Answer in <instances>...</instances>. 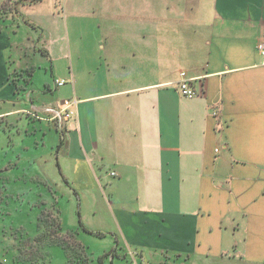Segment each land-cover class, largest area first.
Segmentation results:
<instances>
[{"label":"crops","instance_id":"obj_1","mask_svg":"<svg viewBox=\"0 0 264 264\" xmlns=\"http://www.w3.org/2000/svg\"><path fill=\"white\" fill-rule=\"evenodd\" d=\"M12 1L0 119L79 240L110 238L103 264H264V0Z\"/></svg>","mask_w":264,"mask_h":264},{"label":"rangeland","instance_id":"obj_2","mask_svg":"<svg viewBox=\"0 0 264 264\" xmlns=\"http://www.w3.org/2000/svg\"><path fill=\"white\" fill-rule=\"evenodd\" d=\"M14 4L12 0H0V33H9L8 28H20L6 24L8 18L17 17ZM56 15L61 19L60 31L68 35L65 23L74 15L61 7ZM41 29L46 26L43 24ZM38 65L42 74L48 69L46 73L50 76V62L42 61ZM47 96L52 97L50 93ZM0 111H5V107L0 106ZM28 118L32 117L28 115ZM23 131L26 135L27 131ZM20 137L19 121L10 123L0 119V264H66V255L74 253L71 250H75L77 242L85 248L88 264H99L98 259L109 252L111 239L89 237L88 244L79 240L80 233L66 216L68 211L60 209V202L42 199L46 186L23 180L19 167ZM81 234L86 236L84 232Z\"/></svg>","mask_w":264,"mask_h":264},{"label":"built area","instance_id":"obj_3","mask_svg":"<svg viewBox=\"0 0 264 264\" xmlns=\"http://www.w3.org/2000/svg\"><path fill=\"white\" fill-rule=\"evenodd\" d=\"M260 51L262 53V55H264V44H262L260 46ZM181 77V81L178 84V89L180 94L183 97H186L188 99H194L198 96L203 95L201 92H198L191 84L190 81L186 78V74L185 73H181L180 74ZM56 84L58 86H62L63 84H65L64 80H59L56 81ZM73 102L72 101H66L64 103V108L61 112H55V116L54 119L59 120V122L61 121H68L74 114L72 107H73ZM112 176H115V173L111 174Z\"/></svg>","mask_w":264,"mask_h":264},{"label":"trees","instance_id":"obj_4","mask_svg":"<svg viewBox=\"0 0 264 264\" xmlns=\"http://www.w3.org/2000/svg\"><path fill=\"white\" fill-rule=\"evenodd\" d=\"M85 231L89 232L86 229H85ZM89 233H91V232H89ZM95 235L102 236L103 234H95ZM75 245H76L75 246V250L76 251L75 250H71L74 253L66 255V258H67L66 264H88V260H90V259L88 257L87 252L85 251V248L83 247V245L80 242H77ZM65 249H67V248H65ZM106 256H107V254L103 255L102 257H100L98 259L99 264H103L104 258Z\"/></svg>","mask_w":264,"mask_h":264}]
</instances>
